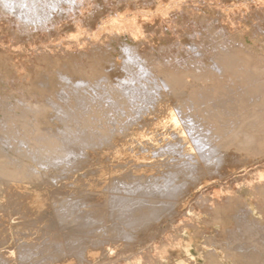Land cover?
Here are the masks:
<instances>
[{
    "label": "bare ground",
    "instance_id": "bare-ground-1",
    "mask_svg": "<svg viewBox=\"0 0 264 264\" xmlns=\"http://www.w3.org/2000/svg\"><path fill=\"white\" fill-rule=\"evenodd\" d=\"M115 1L118 0H0V17L2 20L3 18L6 19L4 21H8L11 28L19 29L20 33L18 34H21V31H35L34 28L39 27H49L50 31L52 27L51 22H55L57 16L59 17L61 14H65V18L70 17L67 21H71L72 18H74L73 21H75V24L73 25L76 27L73 26V28H75L73 29L75 34L73 30L72 34H70L71 38L74 37V40L72 39L70 42L66 41L65 49L63 48L64 46L60 44V46H63L61 49H64L62 52L66 54L75 53L76 56H71L76 57V60L69 63L62 72L57 73L59 75L56 76L60 78L59 87L56 88L58 82L55 84V88L52 85V87L56 89L54 92H51V89V91L49 90L50 92H48L49 88L47 87L50 82H48L47 79L49 78L50 80V77L45 78L46 80H39L42 76L44 77L47 74L42 75V69L44 68L40 69L41 71L39 70L42 76L36 74L41 76L37 78V82L40 84L35 81L37 84H35L37 86L35 88L37 89L33 87L34 90H32V88L29 92L23 90L26 85L29 86L27 79L31 81V79H29L30 77H27L30 76V74L26 72L28 75H25V73L20 72L22 75H19L17 71V69L19 70L25 66L24 63H22L24 64L23 66L20 63L21 67L19 66L17 69L14 68L15 71H17L16 74L20 76L17 77L20 79L17 82L19 83L18 92L14 90L17 93L12 94V99L7 98V96H1L3 93L0 92V94L2 93L0 95V264H109L107 262L110 261L112 254H115L116 257L117 255L118 257L129 255L131 259L128 258L132 261V264H163L162 260H167L168 256H170L167 254V249L170 248V244H173L170 239L174 234L170 238V234L173 232H169L170 234L166 232L167 236L169 235L170 238L167 240L169 243L166 242L167 236L162 235L164 229L160 230L161 224L164 222L166 225L170 226L171 224L169 223H175L178 217L179 221L177 222L176 220V224L173 223L174 225L172 226L175 228V225L179 224L181 227V224H184L183 221H185L186 218L182 219L183 221L180 220V218H183L186 214L184 215L185 212L182 213V211L181 213L183 215L181 216L180 209L183 205H186L185 203H187L186 201L189 198H187L188 193L194 191L197 185L206 184L212 179L220 178L229 173L231 174L237 167L243 166V161L247 160L251 162L254 159L257 160L262 156L264 157V58L260 60L258 59L259 55L257 57L253 56L251 53L252 51L249 50L250 48L248 49L246 46L241 45V42L239 44L235 43L233 40H231L233 43L224 42V40L220 38L221 34H210L213 30L211 19L205 14H199L197 10L194 9L197 7L195 6L193 8L196 4L189 6V9H187L188 6L185 4L187 7H184L185 10L179 9L182 0H157L158 2L156 5L152 0H148L151 4H154L155 8H153V10L148 7V10H151L149 12L145 6L143 8H145L147 12L140 10V12H138L137 8L134 6L137 11H132L133 13H128L134 10L131 8V10L128 9L130 1L132 0H123L124 3L127 2L125 6L126 8L128 7L127 9L129 11L123 9L122 11H116V13H114L112 9L113 15L108 14L103 20H101L102 18L100 19V23H96L94 19L96 17L99 19L100 15L97 7L109 6V4L116 3L119 8V2ZM135 1L136 0L132 1L134 5ZM145 1L147 0H143V2ZM257 1L258 0H256V3ZM260 1L262 0L258 2ZM132 2L131 4H133ZM230 2L232 1L230 0ZM230 4L231 3H229V5ZM92 6L96 7L97 9H94L97 11L95 14L92 13L93 15L89 17L86 15V13L89 12L86 11L87 9L93 8ZM108 6L107 8H109ZM214 6H216V8L213 7V5L212 8L216 10L218 6L216 4H214ZM104 8L103 10L99 9L101 12H107V8H105L106 10ZM123 8L125 7L123 6ZM174 8L175 11L177 8L178 10H182L183 15L187 12V16L191 8L197 13H195L197 15L195 18L196 22H198V27L204 26L207 29L208 36L205 38H207L208 41L199 37V30L192 31L191 36L195 38L194 40H197V44L203 50L209 45L215 47L216 52L211 53L210 56L208 55L211 57V64L203 62L201 57H197L199 59L190 57V59L184 60V63H180L182 64L180 66L167 64V67L164 66L166 68H162L159 60L154 59L156 56L154 58L152 57V53L149 50L150 44H148L149 46L147 48L146 45L148 40L145 42L146 45L141 41H137L134 45L126 42L121 43L120 46L118 44L119 48L123 51H121L122 54L120 55L121 63L118 65L111 63L114 61L109 62L107 59V62H109L107 64L110 65L106 66H113L114 68L120 67L124 76L117 79L116 82L110 80L111 75L108 74L109 68L105 71V66H101L104 70H100V65L97 64L96 59L90 57L88 62H82L83 57L92 53L89 52L90 48L91 50L93 46L97 49L101 48L100 44L102 42H95H97L96 40L101 36L103 30L106 31L105 33L108 32L109 34L110 32L118 35L123 30L129 34L127 36L140 38L144 35L143 30L145 29V32L146 27L148 28V24L149 28H154L150 27V23H153L150 22V20L152 18L153 21L154 15L160 16V19L161 17H165V19L162 20H168L170 22L171 19L169 20L168 16L166 20V15H169V10H173ZM178 10L177 13H179ZM237 10H239V8ZM218 11L220 10L218 9ZM218 11L216 10L215 12ZM262 11L264 12V10ZM236 12L238 13V11ZM230 13L231 11L229 10V14ZM229 14H226V18ZM171 15L172 14H170V16ZM173 15L176 16L175 14ZM221 15H223V13ZM221 15L220 18L222 19L223 17ZM262 15L263 17L260 16L261 21H264V14ZM92 16L96 17L91 18ZM218 18L219 17H216L215 21H217ZM226 18L224 17V19ZM243 18L245 17L243 16ZM172 20H174L172 21L174 24L177 22L175 21L176 19ZM188 20L189 19H187V21ZM190 20H192V18ZM257 20L259 21V19ZM1 21L0 23H2ZM157 21H159V19ZM220 21L216 23L218 26L217 28L224 29L223 22L221 23ZM235 21L236 20H234V24ZM3 23L5 24V22ZM220 23L223 26L219 27ZM54 24L52 25L56 29L57 26ZM83 24H92L99 31L102 29L100 32L101 34L97 30L95 32V30H93L95 28H92L93 31L91 32H89V28L85 30L87 27ZM171 24L170 22L168 26ZM262 24L263 25L260 23V26H264V22ZM61 25L59 26L60 28H62ZM81 25H83V29L86 33H90V36L87 33L90 39L86 37L85 33V38L82 37L81 33L83 29H80ZM181 25L184 24H180V26ZM193 25L192 28L195 27ZM231 25L232 24L228 26L229 30H232V34L235 32L234 30H236V24L234 26ZM4 27L7 29V26ZM4 27L3 29H5ZM91 27L92 26H90V28ZM232 27H234V30ZM158 28L161 29L160 26ZM183 28L185 29L186 27ZM195 28L198 29L197 27ZM229 30L227 28V33H229ZM42 31L43 30L40 32ZM157 31L156 33L159 32ZM97 32L98 35H100L99 37L95 36ZM44 33H46L45 30ZM177 33L179 32L177 31ZM116 34L114 35L117 37ZM148 34H150V32H148ZM11 35L13 36V34ZM21 35L23 36V33ZM79 35H81L86 42L78 39V37H80ZM22 36L20 40L23 39ZM65 36L67 37V35ZM144 36H146V34ZM17 37H19V35ZM12 38H10V40ZM234 38L235 35L232 39ZM141 39L143 40V37H141L140 40ZM237 39L239 38L237 37ZM4 40H2V45L4 44ZM13 40V42H16L14 38ZM17 40H19V38ZM79 40H81L83 44L81 41L79 44ZM177 41L179 42L178 38ZM106 42L105 40V43ZM16 43L14 45H16ZM84 43H86L85 46L91 47L89 49L86 48L87 46L85 47ZM176 43L173 42L167 47L160 48H162V52L168 51L169 49L171 51L172 46ZM1 44L0 63L7 64L5 66L8 67L10 65L18 66L20 61L17 58L18 63L16 61V63L13 64L15 50L11 48L12 46L9 47L8 45L3 47ZM30 44L28 47H30ZM39 44L41 43L39 42ZM81 44L85 49L80 48ZM34 45L35 42L32 45L35 50ZM32 46L30 48L31 50H33ZM71 46L73 48L72 52L70 51L71 49L69 50ZM16 47L13 48L16 49ZM49 47L51 46H48V49ZM37 48L32 52L35 54V52L38 51L39 55L37 56H40V58H32L29 56L32 60H27L28 58L24 59L26 60L25 62L28 61L30 65H33L32 68H41L45 63L44 60L47 59L40 55L42 47L41 49L40 47L38 48L41 51L37 50ZM95 48L93 50H95ZM43 49H45V47ZM17 50L19 51L21 49L18 48ZM45 50L47 51V49ZM187 50L189 51V49ZM22 52H18V55ZM43 52L45 51L43 50ZM50 52L53 60L57 61L52 62L58 64V60H60L59 56L62 54L61 50L58 52H61L58 58L56 57L58 53L54 54V51V53H52V51ZM104 52L105 51H103V53ZM23 54L27 55V52ZM45 54H47V52ZM66 54L63 57H66ZM93 54L94 52L92 55ZM107 54L110 55L108 52ZM22 55H20V57H22ZM35 55L33 57H35ZM54 55L56 56L54 57ZM191 55L193 54L191 53ZM48 58L50 59V57ZM21 59L23 60V57ZM86 59L87 58H85V60ZM159 59L162 60L161 57H159ZM171 61L173 62V60ZM58 65L57 67L60 66ZM164 65H166V63H164ZM10 67L8 71L13 68ZM48 67L53 68L54 66H47V70ZM60 67L62 68V66ZM57 69L56 72H59ZM13 70L11 72H14ZM52 70L55 74L54 69H49L50 72ZM32 71L35 72L34 70ZM73 71L77 72L74 74L79 73L80 76L75 78L76 76L72 73ZM13 74H9V76ZM71 74L75 77L73 76V78ZM0 75L1 78L8 77V75ZM25 76L27 82L22 80ZM46 76H48V74ZM8 79L10 80V78ZM1 82L3 83V81ZM5 82L4 80V83ZM32 83L34 84V81H32ZM9 89L10 87L8 90ZM29 89L30 88H28V90ZM7 94L6 92L4 93V95ZM181 96L183 98L182 100H175L177 103L179 101L178 104L176 103L175 105L174 102L175 106L173 107L176 108L170 106L171 104L173 105L171 101L174 100V98L177 99ZM48 110L54 111L52 114H54V117L60 123L62 122L63 128L57 127L58 129H55V131L54 129H50L51 127H48V119H45L46 115H51L49 113L47 114ZM143 114H145V116ZM44 119L45 123H43ZM168 124L173 127V129H171L174 130V132L178 133L176 137V139H178L175 140L176 142L167 143V148L165 146L162 148L160 147L161 149L166 148L161 151H150V153H146L148 149L145 150V153H138V149L136 150L137 152L134 151L136 144L140 143L142 138L148 137L150 142H152V137L147 136L149 135L148 132L152 131L150 128H159L158 126L161 127V125H164L163 128H165ZM147 128L150 131L146 130ZM163 128H160V131H162ZM162 132L164 134L165 131L163 130ZM168 135L171 136L170 132ZM158 138H160V136H158ZM189 139L192 143H187ZM169 140L172 141L171 139ZM186 143L188 145H186ZM142 147L143 146H141V148ZM157 148L160 150L158 146ZM155 153L157 154L156 156ZM127 155H130V160L127 157V160L124 159ZM105 158L107 160H105ZM255 171H257V173L254 174L252 170L251 173L254 174L253 178H251L252 174H250L249 178L246 179L249 180L245 183V186H248V191L252 192V195L255 197L258 196L257 199L262 198L261 200L250 199V201L252 200L250 203L246 202L242 203V205L239 203L241 199L239 200V196H236L235 193L229 195L230 193L227 192L229 196H226L220 191V197L218 194L215 195V197L218 196V198H213L211 195L212 197L206 198L208 201L206 200L207 202L204 203L202 200L197 199L199 197V194H197L198 191L195 192L198 196L197 198L195 197V199H197L195 201L197 203L200 202V205L201 202L204 203L202 207L203 212L210 217L211 223L225 224V227L222 226V231H224V233H221V238L224 242H221L220 239V241H216L215 243H223L226 246V255L236 264H264V175L262 174L264 172L261 173L259 170ZM243 180H245V178ZM69 183L72 185H69ZM219 187L221 188V186ZM203 194L206 195L205 191ZM222 194H224V197L221 196ZM231 196H234V198ZM193 199L194 196L190 201L194 202ZM192 204L195 205V203ZM234 204L241 205L236 208ZM253 204L258 207V213L261 215L250 214L249 210L252 208L250 209L249 206ZM233 208L237 210L232 216L231 211ZM196 211L198 210H194L195 214L198 213ZM14 214L16 217H14ZM35 217L39 219H35ZM16 219L20 220H17L18 222L13 221ZM37 220L41 223L40 226H38ZM188 221H191L190 223L193 222V220ZM188 221L186 224L189 226ZM195 224V226L198 225L196 222ZM202 225L204 226V224ZM185 227L186 226H184V228ZM175 229L177 232V226ZM186 231L188 230L186 229ZM153 237H159V242L161 243L160 246H158L154 243L157 239L155 241L153 240L155 245L151 243V246L154 245V252L157 250V247H161V250H159L161 252L157 250L155 253H152L153 247L150 245L152 252L149 251L148 244L150 243H148V241L149 238ZM178 237L172 239L178 241ZM178 243L175 244L174 241V246H179ZM218 243L216 245H218ZM165 244H167V246H165ZM109 254L111 256H109ZM116 261L117 260L113 261V263L115 264ZM183 261L182 264L186 263L184 259ZM188 261L187 259V262ZM208 263L211 262L208 260ZM110 264H112V261Z\"/></svg>",
    "mask_w": 264,
    "mask_h": 264
},
{
    "label": "rangeland",
    "instance_id": "rangeland-1",
    "mask_svg": "<svg viewBox=\"0 0 264 264\" xmlns=\"http://www.w3.org/2000/svg\"><path fill=\"white\" fill-rule=\"evenodd\" d=\"M124 1H127V0H124ZM132 1H134V0H132ZM132 1H130V6H129V8L128 9H134V10H131L130 12H128L129 10L126 8V6H125V3L127 4V2H123V0L122 1H115V2H119L118 4H120L119 5V8L117 7L118 5L116 4V3H114V4H109V6L108 5H106V6H99V7H97L98 8V12H99V19H97V17L95 18L94 16H92L91 18H95L94 20H96V23H100V21L101 20H103L104 18H106V16L108 15V14H111V15H113L114 13H116V11L118 12V11H122L123 9H126V10H128L127 12L128 13H133L134 11H137L138 10V12H140V11H143V12H147L146 11V9L148 10V7L149 8H151V10H153V8H155V6H154V4L156 5V3L159 1H157V0H152L153 1V3L154 4H151L150 3V1H145V2H143V0H141V2H140V0H139V2H138V0H136L135 1V5H134V3L132 2ZM151 1V2H152ZM186 1H187V3H186ZM188 1H191V2H188ZM213 1H215V2H213ZM218 1V2H217ZM223 1H225V2H223ZM232 2H230V0L228 1V0H196V2H195V0H182V3H181V6L179 7V9L181 8L182 10L184 9L185 10V8L184 7H186V6H188V8L187 9H189V6H193V4H196V5H194L193 6V8L196 6L197 8H194L195 10H197V12L200 14H205L208 18H210L211 19V25L213 26V30H212V33H210V34H213V35H219V34H221L220 36V38L221 39H223L224 40V42H231V40H233L235 43H240L241 42V45H244V46H246L250 51H252L251 53H252V55L253 56H255V57H257L258 55V59H263L264 58V26H260V23H261V25H263L262 23L264 22V21H261V17L260 16H262L263 17V15L262 14H264V12L262 11V10H264V0H262V1H260V2H258L257 1V3H256V0H231ZM239 3H238V2ZM255 1V2H254ZM123 2V3H122ZM131 2L133 3V4H131ZM148 2V3H147ZM185 2V3H184ZM193 2V3H192ZM195 2V3H194ZM206 4H205V3ZM210 4H209V3ZM219 2H220V4H219ZM254 2V3H253ZM139 3V4H138ZM150 3V4H149ZM189 3H190V5H189ZM222 3V4H221ZM229 3H231L230 5H229ZM235 3V4H234ZM236 3H237V5H236ZM242 3V4H241ZM243 3H244V5H243ZM137 4V5H136ZM185 4H186V6H185ZM197 4H198V6H197ZM204 4H205V7H204ZM214 4H216L218 7H220V8H218L217 7V11H218V9L223 13V15H221L222 13L220 12V11H218V12H215L216 10H215V8H216V6H214ZM226 4V5H225ZM234 4V5H233ZM239 4V5H238ZM248 4V5H247ZM254 6H253V5ZM258 4V5H257ZM260 4V5H259ZM116 5V6H115ZM125 7V8H123V6ZM133 5V6H132ZM201 5V6H200ZM208 5V6H207ZM211 7H210V6ZM212 5H213V7H215V8H212ZM221 5V6H220ZM230 6V7H228V6ZM232 5V6H231ZM243 5V6H242ZM252 5V6H251ZM257 5V6H256ZM107 6L109 7V8H107ZM112 6H114V7H112ZM128 6V5H127ZM132 6V7H131ZM137 8V10H135V7ZM146 6V9L145 8H143V7H145ZM152 6V7H151ZM154 6V7H153ZM226 6H227V8H226ZM240 6V7H239ZM242 6V7H241ZM257 8H259V9H257ZM259 6V7H258ZM93 8H90V9H87V11L86 12H89V13H86V15L87 16H91V15H93V14H95L96 13V11L97 10H95V9H97L96 7H94V6H92ZM107 8V12L105 11V12H101V10L100 9H102L103 10V8ZM112 7V8H111ZM116 7V8H115ZM134 7V8H133ZM139 7V8H138ZM224 9H223V8ZM234 7H235V9H234ZM251 7V8H250ZM255 8V10H254V8ZM262 7V8H261ZM95 8V9H94ZM100 8V9H99ZM104 8V9H105ZM142 8V9H141ZM226 8V9H225ZM228 8H230V9H228ZM239 8V10H237ZM241 8H243V9H241ZM244 8H245V10H244ZM253 8V9H252ZM114 11H113V10ZM119 9V10H118ZM194 9H190V11L191 10H193L194 11ZM199 9V10H198ZM253 11H252V10ZM95 10V11H94ZM106 10V9H105ZM109 10H110V12H109ZM140 10V11H139ZM150 9L148 10L149 12L151 11ZM177 10H178V8H177ZM177 10L175 11V8L172 10V9H170L169 11H170V13H169V15H166V20H167V16H168V19L170 20L171 19V25H169L168 26V24L170 23L168 20L167 21H164V20H162V19H165V17H161V19H160V16L158 17V15H154V19L157 17L158 19H159V21H157L156 19L154 20L153 19V21H152V18H151V20H150V22H153V23H150V27H154V28H149V24H148V28L146 27V31L144 32V30H143V34L145 35L146 34V36H144L143 34V36H141V37H143V40L141 39L140 40V38L138 37V38H135V37H133L132 38V36H127V35H129V34H127V32H125V31H123L122 30V32L120 33V31H119V35L118 34H116V33H110L109 32V34H108V32L107 33H105L106 31L105 30H103L102 32H101V30L99 31V30H97L96 29V27H94V25H92V24H89L90 26H92L91 28H90V26L88 25V24H83L84 26H86L87 28H85V30L87 29L88 30V28H89V32H91V31H93V30H95V32H96V30L97 31H99V33L101 34V36L100 35H98V32H97V35H95V36H100L99 38H97V42H95V43H98V42H102L100 45H101V48H104V49H101V48H95L94 46H93V48H92V50H91V46L89 47V46H85V44L86 43H84V46L86 47V48H90L89 49V52H94V54L92 55V53H90L91 54V56H90V54L89 55H86L85 57H83L82 58V62L83 63H86V62H88L89 61V58L90 57H92V58H94V59H96L97 60V64H99L100 65V70H104V68L106 69L105 71H107L108 70V68H109V70H108V74H110L109 76H110V80H112L113 82H116V80L117 79H119V78H121V77H123L124 76V74L122 73V71H121V69H120V67H113V69H112V67H106V66H109L110 64H107V63H109V62H111V61H114V62H111V63H115V64H120L121 63V59H120V55L122 54V50H121V48H119V46L121 45V43H124V42H126V43H128V44H132V45H134L135 43H137V41H141V42H143L144 44H145V42H147L146 40H148V42H147V48H148V44H150V46H149V50L151 51V53H152V57L154 58L155 56L157 57H155L154 59H156V60H159V62L161 63V67L162 68H166L168 65H171V64H174V65H177V66H180V65H182V64H180V63H184L185 61H186V59L188 60V59H190V57L191 58H197V57H201L202 59L201 60H203V62H205L206 64H211V57H209L210 55H211V53H214V52H216V49H215V47H211L210 45L209 46H206V49H201L200 48V46L197 44V40H194L195 38H193L192 36H191V34H192V31H194V30H199L198 32H199V37H202L203 39H205V41H208V39L207 38H205V37H207L208 36V34H207V29L204 27V26H201V27H198V22H196V12L194 11H191V13H190V11L189 10H186V11H189L188 12V16L186 15V13L187 12H185V14L183 15V13H182V10H178V12L180 13H177ZM223 10V11H222ZM225 10H226V12H225ZM229 10L231 11V15L229 14ZM232 10H233V12H232ZM90 11H91V14H90ZM114 13H113V12ZM133 11V12H132ZM181 11V12H180ZM212 11V12H211ZM236 11H238V13L236 12ZM241 11H243V12H241ZM248 11V12H247ZM254 11H255V13H254ZM258 11V12H257ZM109 12V13H108ZM153 12V11H152ZM176 12V13H175ZM193 12V13H192ZM234 12H236L235 14H232V13H234ZM240 12V13H239ZM263 12V13H262ZM93 13V14H92ZM102 13V14H101ZM105 13V14H104ZM189 13H190V15L192 14L193 15V17H192V15L190 16L189 15ZM196 13V14H195ZM211 13V14H210ZM221 13V14H220ZM262 13V14H261ZM170 14H172L171 16H170ZM173 14H175L176 16H174ZM195 14V15H194ZM198 14V15H199ZM216 14V15H215ZM226 14H229V15H227V18H226ZM251 14H252V16H251ZM259 14V15H258ZM57 15H59V14H57ZM62 15V16H61ZM61 15H59V17L57 16V19H56V21L55 22H51V32L49 31V27L48 28H42V27H39V28H34L35 29V31L34 30H32V31H27V32H23V31H21V34L23 33V36L21 35V34H18V33H20V30L19 29H13V28H11L10 26L11 25H9L8 24V21H4V20H6V19H4L3 18V20H2V18L0 19V21L2 22V23H0V44L3 42L2 40H4V44L2 45L1 44V46H8L9 45V43H10V45H9V47H11L13 50H15V54H14V61H13V64L14 63H16V61H17V59H19V63H18V61H17V63L19 64H16V65H18V66H12V65H10L11 67H13L12 68V70L14 69V68H16L17 69V67H19L20 66V63H21V65L23 66L24 64H25V66H23L21 69L23 70H25V72H24V70L22 71L21 69H19V70H21V71H19L18 69H17V71H18V73H19V75H22V74H20V72H23V73H25V75L28 73V74H30V76H27V77H30L29 79H31V81L30 80H28L27 78H26V76H25V78H23L22 80H25V79H27V81L29 82V86L28 85H26L27 86V88H26V86H25V88L23 89V90H25V91H27V92H29L33 87L35 88V87H37L36 85V83H38L37 81V78H39V77H41L42 75H45L46 73L48 74V76H42L41 77V79H39V80H43V79H45V78H48V77H50V80L51 79H53V80H58V81H53V80H51L52 81V83H51V81L49 80V78L47 79L48 80V82H50V83H48L47 85H48V87L47 88H49L48 89V92H50L51 90V92H54L56 89H54L55 87V84H57V82H58V84H57V86H56V88H58L59 86V80H60V78H58V76H56V75H59V74H57V73H60V72H62L65 68H66V66L69 64V63H71L73 60H76V57H73L74 55H75V53L73 54V52H72V46L71 47H69V50L72 52V53H63L62 52V50L64 51V49H65V46H66V43L67 42H70V41H72V39L74 38V37H72L71 38V36H70V34H72V30L73 29H75L76 27L73 25V24H75V21H73V19L74 18H72V20L71 21H67V20H69V18L70 17H66L65 18V14L63 15V14H61ZM181 15H183V16H181ZM219 15V16H218ZM220 15L223 17L222 19L220 18ZM258 15V16H257ZM140 16V15H139ZM170 16V17H169ZM185 16H187V17H185ZM214 16V17H213ZM219 17L218 18V20L217 21H220V20H222V21H220L223 25H224V29H220V31H219V29L217 28L218 26L216 25V23H217V21H215L216 19V17ZM233 16V17H232ZM243 16L245 17V18H243ZM174 17V18H173ZM182 17V18H181ZM185 17V18H184ZM212 17V18H211ZM224 17L226 18V19H224ZM230 17V18H229ZM232 17V18H231ZM235 17V18H234ZM238 17H241V18H238ZM259 17V18H258ZM102 18V19H101ZM178 18V19H177ZM192 18V20H190ZM214 18V19H213ZM229 18V19H228ZM238 18V19H237ZM101 19V20H100ZM172 19H176L175 21H177V22H175V24H174V22H172V21H174V20H172ZM184 19V20H183ZM187 19H189L188 21H187ZM194 19H195V21H194ZM209 19V20H210ZM257 19H259V21L257 20ZM63 20V21H62ZM67 21V23H66V21ZM179 20V21H178ZM224 20H225V22H224ZM234 20H236L235 21V24H236V26H235V28H236V30H234L233 28L234 27H232V29L235 31V32H233L232 34H231V31L232 30H229V26L228 25H230V24H232L231 26H234L235 24H234ZM237 20H239V21H237ZM256 22V24H255V22ZM62 21V22H61ZM65 21V22H64ZM155 21H157V22H155ZM165 23H164V22ZM195 22V23H193V22ZM242 21V22H241ZM244 21V22H243ZM259 22V24H258V22ZM3 22H5V24L3 23ZM69 22V23H68ZM70 22H71V24H70ZM72 22H74V23H72ZM93 22V21H92ZM215 22V23H214ZM233 22V23H232ZM240 22V23H239ZM253 22V23H252ZM54 23H56V24H54ZM63 23V24H62ZM93 23H95V22H93ZM158 23V24H157ZM160 23V24H159ZM166 23H167V25H166ZM188 23V24H187ZM221 23H220V25H219V27H221V26H223V25H221ZM230 23V24H229ZM239 23V24H238ZM2 24V25H1ZM3 24H4V26H7V29H6V27H4L3 26ZM52 24H54L55 26H57L56 27V29H55V27H53V25ZM62 24V25H61ZM179 24V25H178ZM180 24H184V25H181L180 26ZM194 24V25H193ZM218 24H219V22H218ZM234 24V25H233ZM243 24V25H242ZM61 25V27L62 28H60L59 26ZM83 25H81L80 26V29L82 30L83 29ZM98 25V24H97ZM157 25V26H156ZM191 25V26H190ZM192 25L193 26H195V27H197L198 29H196L195 27H193L192 28ZM259 25V26H258ZM73 26L75 27V28H73ZM160 26V28L161 29H159L158 27ZM175 28H174V27ZM3 27L6 29H3ZM11 29H10V28ZM156 27V28H155ZM170 27H171V29H170ZM173 27V28H172ZM179 27H180V29H179ZM183 27H186L185 29L183 28ZM40 28H41V30H43L42 32H40L41 30H40ZM72 28V29H71ZM92 28H95V29H93L92 30ZM227 28H228V32L229 33H227ZM238 28V29H237ZM247 30H245V29ZM248 28V29H247ZM263 28V29H262ZM59 29V30H58ZM61 29V30H60ZM64 29V30H63ZM148 29V30H147ZM154 29V30H153ZM159 29V30H158ZM176 31H175V30ZM181 29H183V30H181ZM252 29V30H251ZM10 30V31H9ZM40 30V31H39ZM44 30L46 31V33H44ZM48 30V31H47ZM54 30H56V31H54ZM58 30V31H57ZM63 30V31H62ZM151 30V31H150ZM159 33H156V31ZM180 30V31H179ZM204 30H205V32H204ZM216 30H217V32H216ZM239 30V31H238ZM246 31V32H244V31ZM14 31V32H13ZM18 31V32H17ZM54 31V32H53ZM177 31L179 32V33H177ZM184 31V32H183ZM189 31V32H188ZM222 31V32H221ZM5 32H6V34H5ZM11 32V33H10ZM17 32V33H16ZM38 32H40V33H38ZM67 32V33H66ZM71 32V33H70ZM89 32H87L88 34H89V36H90V33ZM104 32V33H103ZM114 32H117V31H114ZM123 32H125V33H123ZM148 32H150V34H148ZM172 32V33H171ZM202 32V33H201ZM9 33V34H8ZM25 33V34H24ZM30 33V34H29ZM38 33V34H37ZM42 33H43V35H42ZM54 33H55V35H54ZM62 33V34H61ZM73 33H74V30H73ZM82 33L84 34H86V37H88L87 36V33H86V31H84V29H83V31H82ZM81 33V35H82V37L83 38H85V34H84V36H83V34ZM163 33V34H162ZM207 35H206V34ZM236 33V34H235ZM239 33H240V36H239ZM256 33V34H255ZM5 34V35H4ZM11 34H13V36L11 35ZM15 34V35H14ZM39 34H40V36H39ZM59 34H60V36H59ZM64 34V35H63ZM75 34V33H74ZM96 34V33H95ZM105 34V35H104ZM114 34H116L117 35V37L114 35ZM159 35V37H158V35ZM177 36H176V35ZM179 34V35H178ZM242 34V35H241ZM8 35V36H7ZM9 35H11V36H9ZM19 35V37H17ZM35 35V36H34ZM37 35V36H36ZM50 35H51V37H50ZM59 36V39H58V36ZM62 35V36H61ZM65 35H67V37L65 36ZM81 35H79L80 37H81ZM112 37H111V36ZM201 35V36H200ZM225 35H227V36H225ZM230 35V36H229ZM234 35H235V38L234 39H232V37H234ZM253 35V36H252ZM22 36V40H20V37ZM34 36V37H33ZM48 36V37H47ZM54 36V37H53ZM69 36V37H68ZM107 36V37H106ZM114 36V37H113ZM174 36V37H173ZM2 37H3V39H2ZM15 39V41L16 42H19V43H16V42H13L14 40H13V38ZM18 39L19 38V40H17L16 38ZM78 37V36H77ZM80 37H78V39H81L82 41L84 40L82 37L80 38ZM110 37V38H109ZM163 37V38H162ZM176 37V38H175ZM237 37L239 38V39H237ZM261 37V38H260ZM10 38H12L11 40H10ZM27 38V39H26ZM32 38H34V39H32ZM37 38V39H36ZM39 38V39H38ZM89 38V37H88ZM113 38H115V39H113ZM177 38H178V40H179V42L177 41ZM241 38V39H240ZM25 39V40H24ZM37 41H36V40ZM64 39V40H63ZM66 39V40H65ZM68 39V40H67ZM90 39V38H89ZM95 39H96V37H95ZM99 39H100V41H99ZM9 40V41H8ZM28 40V41H27ZM32 40V41H31ZM41 40V41H40ZM43 40V41H42ZM58 40H59V43H58ZM74 40V39H73ZM81 40H79L78 42H79V44H80V41ZM86 40H87V38H86ZM105 40L107 41L106 43H105ZM135 40H136V42H135ZM172 40H176V41H172ZM22 41V42H21ZM24 41V42H23ZM30 41V42H29ZM67 41V42H66ZM81 41V42H82ZM88 41V40H87ZM150 41V42H149ZM196 41V42H195ZM233 41L231 42V43H233ZM7 42H8V44H7ZM29 42V43H28ZM34 42H35V45H34V48H35V50H36V48L38 47H40V49H41V47H42V52H40L41 54V56H44L45 58H47V59H45L44 61H45V63L41 66V68H39V67H37V68H32L33 67V65H30V63L27 61V62H25L26 60H24V59H27V60H29L30 59V57L29 56H31L32 58H40V56H37V55H39L38 54V51H36L35 52V54H34V52H32L34 49H33V44H34ZM38 44H37V43ZM39 42L41 43V44H43V45H41V44H39ZM48 44H47V43ZM51 42V43H50ZM52 42H56V43H52ZM61 42V43H60ZM65 42V43H64ZM84 42H86L85 40H84ZM117 42V43H116ZM120 42V43H119ZM176 43L174 46H172V49H171V51H170V49L168 50V51H163L162 52V48H160V47H167L170 43ZM192 42V43H191ZM16 43V45H14ZM25 43H28V44H24ZM31 43V44H30ZM45 43V44H44ZM72 43V42H71ZM11 44H13V45H11ZM17 44H19V45H17ZM30 44V47H28V45ZM52 44V45H51ZM55 44V45H54ZM59 45V46H57V45ZM60 44L61 45H63V46H60ZM82 44H83V42H82ZM82 44H81V47L80 48H83V49H85V47L83 46L82 47ZM107 46V47H109V48H107L105 45ZM118 44H119V46H118ZM156 45V47H155V45ZM38 45V46H37ZM110 45V46H109ZM187 47H186V46ZM198 45V46H197ZM19 49H21V50H17L18 48ZM21 46H22V48H21ZM31 46H32V49L33 50H31L30 48H31ZM45 47V49H47V51L45 50V49H43L44 47ZM48 46H51L52 47V49H51V47H49V49H48ZM54 46V47H53ZM102 46H104V47H102ZM112 46V47H111ZM250 46V47H249ZM13 47H16V49L15 48H13ZM24 47V48H23ZM47 47V48H46ZM61 47H63L64 49H61ZM68 47V46H67ZM159 47V48H158ZM174 47H175V49H174ZM178 47V48H177ZM184 47V48H183ZM191 47V48H190ZM199 47V48H198ZM203 47V46H202ZM27 48V49H26ZM37 48V50H39V51H41L40 49H38ZM95 48V50H93ZM119 48V49H118ZM205 48V47H204ZM51 49V50H50ZM61 50V52H62V54L59 56L60 57V60H58L59 62H58V64L60 65V66H62V68L56 63L57 61L56 60H53V58H52V55H50V51H52V53H54V54H57L60 50ZM100 49H101V51H100ZM105 49H107V50H105ZM157 49V50H156ZM187 49H189V51L187 50ZM210 49V50H209ZM211 49H212V51H211ZM26 50V51H25ZM34 50V51H35ZM43 50L45 51V52H43ZM69 50H68V52H69ZM98 50V51H97ZM115 50V51H114ZM154 50H156V51H154ZM160 50V51H159ZM195 50V51H194ZM213 50H215V51H213ZM22 52V53H19L20 55H22L23 53H25V52H27V55L26 54H23L22 55V57H23V60L21 59L22 57H20V55H18V52ZM25 51V52H24ZM54 51V52H53ZM88 51V50H87ZM97 51V52H96ZM103 51H105L104 53H103ZM122 51V52H121ZM187 51V52H186ZM191 51V52H190ZM193 51V52H192ZM209 53H207V52ZM30 52V53H29ZM32 52V53H31ZM47 52V54H48V57H50V59L47 57V54H45ZM60 52V53H61ZM107 52L108 53H110V55L109 54H107ZM154 52V53H153ZM167 52V53H166ZM178 52H179V54H178ZM181 52H183V53H181ZM261 52V53H260ZM16 53H17V56H16ZM29 53V54H28ZM44 53V54H43ZM60 53H58L57 54V56L56 55H54V57L56 56L57 58H58V55L60 54ZM101 55H100V54ZM157 53H159V54H157ZM169 53H171V54H169ZM191 53L193 54V55H191ZM199 53V54H198ZM205 53V54H204ZM32 54H34L35 55V57H33L34 55H32ZM66 54V57H63L64 55ZM106 56H105V55ZM173 54V55H172ZM201 54V55H200ZM207 54V55H206ZM25 55V56H24ZM50 55V56H49ZM71 55H73V56H71ZM97 55V56H96ZM99 55V56H98ZM104 55V56H103ZM154 55V56H153ZM169 55V56H168ZM172 55V56H171ZM209 55V56H208ZM61 56H62V58H61ZM76 56V55H75ZM78 56V55H77ZM96 56V57H95ZM166 56V57H165ZM171 56V57H170ZM181 56V57H180ZM72 57V58H71ZM98 57V58H97ZM109 57H110V59H109ZM119 57V58H118ZM159 57H161V59L162 60H160L159 59ZM17 58V59H16ZM63 58H65V59H63ZM85 58H87L86 60H85ZM100 58V59H99ZM114 58V59H113ZM165 58H167V59H165ZM199 58H197V59H199ZM64 61H63V60ZM71 59V60H70ZM78 59H80V58H78ZM102 59H103V61H102ZM106 59V60H105ZM109 60V62H107L108 60ZM179 59H180V61H179ZM30 60H32V59H30ZM67 62H66V61ZM171 60H173V62L171 61ZM185 60V61H184ZM23 61V62H22ZM46 61H47V63H46ZM52 61H56V62H52ZM48 62H49V64H48ZM174 62H176V63H174ZM2 63V62H1ZM0 63V64H1ZM22 63H24V64H22ZM59 66V67H57V65ZM66 63V64H65ZM164 63H166V65H164ZM170 63V64H169ZM29 64V65H28ZM55 64V65H54ZM168 64V65H167ZM5 65H7V64H1L0 65V74H2V76H3V74L4 75H8V77H4V78H1V75H0V92H2L3 93V95H1V96H3V97H6L7 96V98H9V99H12L11 98V96H12V94H15V93H17L18 92V85H19V83H17L20 79H18L17 77H20L18 74H16V72L17 71H15V69L13 70L14 72H11L12 70H10V71H8V69H9V67L8 66H5ZM44 65H45V67H44ZM47 66H54L53 68H50V67H48V70H47ZM101 66H105L104 68L103 67H101ZM164 66H166V67H164ZM10 67V68H11ZM21 67V66H20ZM31 67V68H30ZM56 67V68H55ZM207 67H209V66H207ZM2 68H6V69H2ZM42 68H44V69H42ZM46 68V69H45ZM58 68V69H57ZM209 68H211V67H209ZM38 69V70H37ZM40 69H42V75H41V70ZM49 69H54V72H55V74L53 73V70L50 72L49 71ZM56 69H57V71L59 70V72H56ZM119 71H118V70ZM32 70H34L35 72H33ZM40 70V71H39ZM46 70V71H45ZM61 70V71H60ZM112 70V71H111ZM44 71V72H43ZM116 71V72H115ZM11 72V73H10ZM27 72V73H26ZM37 72V73H36ZM39 72V73H38ZM49 72V73H48ZM76 72V71H75ZM74 71L72 72L73 74L75 73ZM121 74H120V73ZM8 73V74H7ZM16 74V75H14V74ZM77 73V72H76ZM9 74H13V75H10L9 76ZM27 74V75H28ZM36 74H40V75H36ZM49 74H51V75H49ZM53 74V75H52ZM18 75V76H17ZM24 75V74H23ZM55 75V76H54ZM72 75V74H71ZM76 77H75V76ZM74 75H72V77L74 76L75 78H77L78 76H80V74L78 73V74H74ZM14 76V77H13ZM36 76V77H35ZM51 76H52V78H51ZM13 77V78H12ZM55 77H57V78H55ZM60 77V76H59ZM73 77V78H74ZM8 78H10V80L8 79ZM112 78V79H111ZM6 81L5 83H4V80ZM13 79V80H12ZM16 79H18V80H16ZM15 80V81H14ZM46 80V79H45ZM1 81H3V83L1 82ZM11 81V82H10ZM26 80H25V82H27ZM32 81H34V84L32 83ZM35 81H36V83H35ZM8 82V83H7ZM11 85H10V84ZM17 83V84H16ZM54 83V84H53ZM5 86H4V85ZM15 84H16V86H15ZM32 84V85H31ZM36 84V85H35ZM38 84H40V83H38ZM51 84V85H50ZM52 85H53V87H52ZM50 86V87H49ZM10 87V89L8 90V88ZM16 89H15V88ZM28 88H30L29 90H28ZM34 88L32 89V90H34ZM54 90H53V89ZM7 89V90H6ZM13 89V90H12ZM35 89H37V88H35ZM51 89V90H50ZM17 91V92H15V91ZM50 90V91H49ZM13 93H12V92ZM6 92V94L7 95H4V93ZM11 92V93H10ZM178 99H183L182 98V96L180 97V98H177V99H175L174 98V100H172L171 101V103L173 102V105L171 104L170 106H175L176 105V103H177V101H175V100H178ZM180 100V101H181ZM174 102H175V105H174ZM182 102V101H181ZM178 103H179V101H178ZM177 103V104H178ZM173 108H176V107H173ZM176 110V109H175ZM54 111H49L48 110V112H47V114L49 113V114H51V115H46V117H45V119L47 120L48 119V122H49V125H48V127H51L50 129H58V128H63V126H62V122L60 123L55 117H54V114H52ZM145 113H146V111H145ZM148 113V112H147ZM149 114V113H148ZM144 116H145V114H143ZM48 116V117H47ZM45 119L43 120V123H45L44 121H45ZM49 119H51V120H49ZM58 123V124H57ZM135 124V123H134ZM130 125V124H129ZM58 127V128H57ZM159 128H157V127H155V128H150V127H148V128H150V130H152V131H150L148 128L146 129V130H149L150 132H148L149 133V135H147V136H151L152 138H151V141L153 142H150V140H149V138L148 137H145V138H142L141 139V142L140 143H137L136 144V146H135V148H134V151H136L137 149L139 150L138 151V153H145V150L146 149H148L147 151H146V153H150V151H152V152H154V151H161V150H165L167 147H168V144L167 143H170V142H174L175 140H177L176 139V137H177V134L178 133H176V132H174V130H172L173 129V127H171L169 124L167 125V126H165V128H163L164 127V125L162 126L161 125V127L160 126H158ZM168 127V128H167ZM163 128V130L165 131L164 132V134H163V130L162 131H160L161 129ZM172 128V129H171ZM157 129V130H156ZM168 129V130H167ZM170 129H171V131H170ZM56 131V130H55ZM156 133H155V132ZM174 133H173V132ZM177 131V130H176ZM153 132H154V134H153ZM160 132H162V133H160ZM169 132H170V134H171V136H172V138H171V136L170 135H168L169 134ZM158 133V134H157ZM151 134V135H150ZM164 136H163V135ZM167 134V135H166ZM153 136H154V138H153ZM158 136H160V138H158ZM167 136V137H166ZM175 136V137H174ZM170 137V138H169ZM166 138V139H165ZM171 139L172 141H170L169 139ZM146 139V140H145ZM149 141H148V140ZM153 139V140H152ZM143 140H144V142H143ZM155 140V141H154ZM166 140V141H165ZM168 140V141H167ZM156 141H157V143L160 145H158L157 143H156ZM186 141V140H185ZM188 141V140H187ZM145 142H148V143H145ZM161 142V143H160ZM166 142V143H165ZM176 142V141H175ZM191 142V140L189 139V142H187V143H190ZM142 143V144H141ZM155 143V144H154ZM186 143V145H188ZM192 143V142H191ZM139 145H140V147H139ZM146 145V146H145ZM184 145H185V143H184ZM141 146H143L142 148H141ZM157 146L160 148H162V147H166V148H163V149H161L160 148V150L157 148ZM147 147V148H146ZM149 147V148H148ZM153 149V150H152ZM137 152V151H136ZM151 152V154H153ZM131 154H132V152H131ZM135 154H137V153H135ZM157 154L155 153V156H156ZM153 156H154V154H153ZM126 157L127 158H129L130 157V155H127V156H125L124 157V159L125 160H127L126 159ZM184 157H185V155H184ZM105 160H107L106 158H105ZM129 160H130V158H129ZM246 162V163H245ZM242 164H243V166H241V167H237L233 172H231V174L229 173V174H224L225 176H221L220 178H215V179H212V180H210V181H208L206 184H202V185H197V186H195V188H194V191H192V192H189L188 193V196H187V203H185L186 205L184 206H182L181 207V211H180V214H181V216L183 215L182 213H184V215L186 214H188L187 216L185 215L183 218L181 217L180 218V220H182V219H184V218H186V220L188 221V220H193V222L192 223H190L191 221H188L189 222V226H188V224H186L187 223V221L185 220V221H183L184 222V224H181V223H183L182 221H180L181 223V225L183 226H181L180 227V225L178 224V225H175V228H176V226H177V232H176V229L174 228V226H172V225H174V224H176V220H177V222L179 221L178 219H179V217H178V219H176L175 220V223L174 222H172V223H169V224H171L170 226L169 225H166V223H162L161 224V227H160V230H162V229H164V231H165V233H164V231H163V234L162 235H166L167 236V233L168 234H170L169 232H173L172 234H170L171 236H170V238L173 236V234H174V236L172 237L173 239L175 238L176 239V237H178V241H176V240H173L172 238L170 239L169 238V235L167 236V239H166V242H168L167 240H169L170 239V241H172L171 243H173L172 245L170 244V248H168L167 249V254H169L170 256H168V259L166 260V259H163L162 260V263L163 264H182L184 261H183V259L186 261V263H184V264H236V263H234V261L232 260L231 261V258L228 256V255H226L227 254V252H226V246L223 244V243H218V245H216L217 243H215L216 241H220V239H221V242H224V240H222V235H221V233L223 232L224 233V231H222L223 230V227H225V224H218V223H215V222H213V224L211 223L212 221L210 220V217L205 213V212H203V206H204V203L205 202H207L208 201V199H206V198H210V197H212L213 196V198L215 197V195H217L218 194V196L221 194V193H224L226 196L229 194V195H231V194H234L235 193V195L236 196H239V200H240V202L239 203H246V202H248V203H250L253 199H256V200H258L257 199V197L258 196H254V195H252V192H250V191H248L249 190V188H248V186L246 185L245 186V183L249 180H246L247 178H249V176H250V174H252L251 172H252V170H253V173L255 174V173H257V171H255V170H259V172H264V157L262 156V157H260V158H258L257 160H252L251 162L250 161H243L242 162ZM257 164V165H256ZM262 167V168H261ZM249 168V169H248ZM259 168V169H258ZM248 169V170H247ZM263 171H262V170ZM245 171V172H244ZM237 172V173H236ZM79 173V172H78ZM242 173H244V174H242ZM238 176H237V175ZM254 174H252L251 176V178H253V175ZM263 175H264V173H262ZM230 175V176H229ZM244 176H247V177H244ZM230 177V178H229ZM245 178V180H243L244 178ZM243 178V179H242ZM226 181H225V180ZM237 179V180H236ZM239 179V180H238ZM243 180V182H242V180ZM220 180V181H219ZM234 180V181H233ZM225 181V182H224ZM245 181V182H244ZM218 182V183H217ZM223 182V183H222ZM221 183V184H220ZM226 183V184H225ZM243 183H244V185H243ZM219 184V185H218ZM230 184V185H229ZM235 184V185H234ZM238 184V185H237ZM69 185H72L71 183H69ZM229 185V186H228ZM234 185V186H233ZM202 186V187H201ZM219 186H221V188L219 187ZM239 186V187H238ZM228 189H227V188ZM236 187V188H235ZM199 188V189H198ZM220 188V189H219ZM205 189V190H204ZM210 189V190H209ZM213 189V190H212ZM237 189V190H236ZM191 190H193V189H191ZM201 191V193H200V191ZM219 190V191H218ZM226 190V191H225ZM227 190H229V191H227ZM231 190V191H230ZM251 190V189H250ZM198 191V193L197 194H199L198 196L200 197H198L197 195H196V193L195 192H197ZM204 191H205V194L206 195H204L203 193H204ZM220 191H221V193H220ZM234 191V192H233ZM211 192V193H210ZM215 192V193H214ZM227 192H229L228 194H227ZM236 192H237V194H236ZM210 195H208V194ZM212 193H214V194H212ZM190 194V195H189ZM205 196H203V195ZM224 194H222L221 196H223ZM201 195V196H200ZM212 195V196H211ZM228 195V196H229ZM240 195H241V197H240ZM193 196H194V199H193V201L194 202H192V201H190V200H192V198H193ZM203 196V197H202ZM218 196H216L215 198H218ZM235 196V197H236ZM190 197H192V198H190ZM195 197L198 199V200H202L203 202H201V205H200V202H196L195 200H197V199H195ZM220 197V196H219ZM224 197V196H223ZM232 197V196H231ZM232 198H234V196L232 197ZM249 198V199H248ZM243 199V200H242ZM250 199H252L251 201H250ZM262 198H260L259 200H261ZM207 200V201H206ZM238 200V201H239ZM242 201V202H241ZM192 203H195V205L194 204H192ZM188 204V205H187ZM241 204H238V205H235L234 207H236V208H238ZM197 205H199V206H197ZM243 205V204H242ZM262 205V204H261ZM195 206V207H194ZM238 206V207H237ZM191 207V208H190ZM194 207V208H193ZM250 207V209L251 210H249L250 211V214H255V215H261V214H259L258 213V207L255 205V204H253V205H250L249 206ZM183 208V209H182ZM197 208H199V209H197ZM201 208V209H200ZM236 208H233L232 209V211H231V215L233 216L234 214H235V211L237 210ZM189 209V210H188ZM191 209V210H190ZM192 209H194V210H198V211H196V212H198V213H200V214H198V213H196L195 214V212H194V210H192ZM200 210V211H199ZM234 210V211H233ZM183 211V212H182ZM192 211H193V213L195 214V216H194V214L192 213ZM202 211V212H201ZM182 212V213H181ZM188 212V213H187ZM233 213V214H232ZM15 215V214H14ZM13 215V216H14ZM230 215V216H231ZM190 216H192V217H194V218H192V217H190ZM199 216H200V218H199ZM14 217H16V215L14 216ZM191 218V219H190ZM34 219V218H33ZM35 219H39L38 217H35ZM19 221L20 219H16V220H13V221ZM31 220V219H30ZM197 220V221H196ZM203 220H204V223H203ZM206 220V221H205ZM231 220V219H230ZM17 221V222H18ZM38 221V220H37ZM160 221V220H159ZM159 221H155V222H159ZM196 223H198V225L197 226H195L196 224H195V222ZM208 221V222H207ZM207 222V223H206ZM168 223V222H167ZM174 223V224H173ZM194 223V224H193ZM211 223V224H210ZM40 224L41 223H39V221H38V226H40ZM192 226H191V225ZM202 224H204V226L202 225ZM164 227H163V226ZM167 228H166V227ZM180 228H179V227ZM184 226H186L185 228H184ZM191 226V227H190ZM223 226V227H222ZM170 227V228H169ZM194 227V228H193ZM196 227V228H195ZM212 227V228H211ZM165 228H166V230H168V228H169V230L168 231H166L165 230ZM174 228V229H173ZM210 228V229H209ZM171 229V230H170ZM186 229L188 230V231H186ZM193 229H195V230H193ZM178 230H180V231H178ZM225 230V229H224ZM200 231V232H199ZM205 231H206V233H205ZM220 231V232H219ZM167 232V233H166ZM188 232V233H187ZM175 233H176V235H175ZM216 233V234H215ZM158 234H161V233H158ZM192 234H193V236H192ZM204 234H206V235H204ZM221 235V236H220ZM182 237V238H181ZM161 238V237H160ZM157 239V240H156ZM190 239V240H189ZM151 240H152V242H151ZM153 240L155 241L156 240V242H154V243H156L158 246H160V239H159V237H153V238H149V241H148V243H150V244H148V246L150 245H152V244H154L153 243ZM184 242H183V241ZM207 240V241H206ZM159 242V244H158V242ZM174 241H175V244H177L178 242H180V243H178L179 244V246H174L175 244H174ZM212 243H211V242ZM162 242V241H161ZM152 243V244H151ZM169 243V242H168ZM214 243V244H213ZM181 244V245H180ZM155 245V244H154ZM153 245V246H154ZM209 245V246H208ZM216 245V246H215ZM220 245V246H219ZM147 246V247H148ZM148 247V249H149V251L150 252H152L151 251V247H153V246H151V247ZM165 246H167V244H165ZM222 246V247H221ZM219 247H221V248H219ZM224 248V249H223ZM156 249V248H155ZM222 249V250H221ZM157 250L159 251V250H161V247H157ZM156 250V251H157ZM210 250V251H209ZM214 250V251H213ZM155 251V252H156ZM154 252V247H153V252L152 253H155ZM159 252H161V251H159ZM158 253V252H157ZM127 255V254H126ZM136 255V254H135ZM141 255V254H140ZM140 255H139V257H140ZM210 255V256H209ZM109 256H111L110 254H109ZM131 256V255H130ZM116 257V255L115 254H112V256H111V259H110V261H108L107 263H111V261H112V264H114L113 263V261H115V260H117L116 262H115V264H132V261L130 260L131 259V257H129V255H127V256H125V257H123V256H119L118 257V255H117V259L115 258ZM130 259H129V258ZM190 257V258H189ZM120 258V259H119ZM128 258V259H127ZM141 258V257H140ZM172 258V259H171ZM211 260H210V259ZM119 259V260H118ZM187 259L189 260L188 262H187ZM192 259V260H191ZM208 260L211 262V263H208ZM125 261V262H124ZM194 261V262H193ZM118 262V263H117ZM124 262V263H123ZM139 264V263H138Z\"/></svg>",
    "mask_w": 264,
    "mask_h": 264
}]
</instances>
